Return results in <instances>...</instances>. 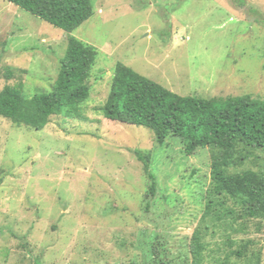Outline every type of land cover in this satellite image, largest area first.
<instances>
[{
  "label": "rangeland",
  "instance_id": "374dc122",
  "mask_svg": "<svg viewBox=\"0 0 264 264\" xmlns=\"http://www.w3.org/2000/svg\"><path fill=\"white\" fill-rule=\"evenodd\" d=\"M93 6L68 34L0 0V91L51 92L68 36L99 51L86 104L53 116L42 131L0 117V264H197L196 236L204 245L199 264H252L258 256L264 264V218L242 219L230 201L206 214L208 201L216 202L208 194L211 149L188 157L178 137L160 146L150 129L100 111L118 63L182 96L264 98V0ZM137 151L151 155L158 178L147 202ZM245 170L264 173V150L233 169ZM247 243L243 257L233 254Z\"/></svg>",
  "mask_w": 264,
  "mask_h": 264
},
{
  "label": "trees",
  "instance_id": "16d2710c",
  "mask_svg": "<svg viewBox=\"0 0 264 264\" xmlns=\"http://www.w3.org/2000/svg\"><path fill=\"white\" fill-rule=\"evenodd\" d=\"M6 1L68 34L94 15L93 0ZM98 56L95 46L68 36L67 50L52 91L28 97L19 87L7 85L0 91V117L17 127L42 131L53 116L64 111L72 113L68 110H76L90 100L89 82ZM100 111L111 121L150 129L160 146L170 136L178 137L188 157L200 149H211L212 188L208 194L216 202L208 201L206 214L212 215L216 205L225 208L230 201L241 208L242 219L264 218V173L233 171L250 158L253 149L264 150V98L182 96L118 63L110 94ZM137 155L148 179L147 202L156 196L158 178L151 169V155L139 151ZM226 215L235 219L236 212L228 208ZM223 216L217 214L219 219ZM248 247L249 243L244 244L243 250L233 254L241 258ZM203 251L201 238L196 236L191 253L197 264L202 261ZM152 253L153 257L157 255L154 247ZM252 264H262V257L258 256Z\"/></svg>",
  "mask_w": 264,
  "mask_h": 264
}]
</instances>
